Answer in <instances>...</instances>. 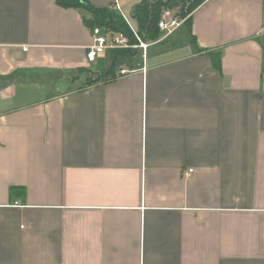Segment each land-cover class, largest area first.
I'll return each instance as SVG.
<instances>
[{
  "label": "crops",
  "instance_id": "0c3cea01",
  "mask_svg": "<svg viewBox=\"0 0 264 264\" xmlns=\"http://www.w3.org/2000/svg\"><path fill=\"white\" fill-rule=\"evenodd\" d=\"M93 17L0 0V264H264V0H206L107 80Z\"/></svg>",
  "mask_w": 264,
  "mask_h": 264
},
{
  "label": "trees",
  "instance_id": "16d2710c",
  "mask_svg": "<svg viewBox=\"0 0 264 264\" xmlns=\"http://www.w3.org/2000/svg\"><path fill=\"white\" fill-rule=\"evenodd\" d=\"M206 0H142L134 7L132 18L136 24V28L140 35L150 42H155L163 36V31L159 27L164 9H172L181 17L186 18L185 24L188 28H192L191 14ZM57 2L65 7L84 6L89 8L93 13L92 19L86 20L87 25L92 29L95 26L105 27L112 31H123L128 34L132 41L135 38L128 26L126 19L116 8H97L88 0H57ZM138 49H116L109 52L112 60L111 66L103 71L100 77L112 79L116 77L115 63L118 60L128 56L137 54ZM214 60V64L221 69V51H210Z\"/></svg>",
  "mask_w": 264,
  "mask_h": 264
},
{
  "label": "built area",
  "instance_id": "2783aa9c",
  "mask_svg": "<svg viewBox=\"0 0 264 264\" xmlns=\"http://www.w3.org/2000/svg\"><path fill=\"white\" fill-rule=\"evenodd\" d=\"M118 10L120 6L117 4ZM128 26L132 32L135 42L132 41V38L123 31H112L105 27L95 26L92 28L93 34V44L88 47L86 57L89 62H94L98 56L104 52H110L116 49H141L143 55H146V52L150 45L158 42L146 41L138 32L136 26L124 15ZM186 18H181L175 10L164 9L161 19L159 21V27L163 31V36L160 38L168 37L177 31L181 26L185 24ZM133 70L129 68H122L120 74H127ZM194 169L190 168L185 172L186 178H190Z\"/></svg>",
  "mask_w": 264,
  "mask_h": 264
},
{
  "label": "rangeland",
  "instance_id": "374dc122",
  "mask_svg": "<svg viewBox=\"0 0 264 264\" xmlns=\"http://www.w3.org/2000/svg\"><path fill=\"white\" fill-rule=\"evenodd\" d=\"M127 18L136 26V24H135V22H134V20H133V18H132V16L130 15V14H128L127 15ZM187 29H186V26H183L182 28H181V31H186ZM138 54H134V55H132V56H128V57H125V58H123V59H120V60H118V62H116L115 63V69H119V67L122 65V64H124V63H128L132 58H134V57H139V56H137ZM108 58V59H107ZM105 60H104V62H105V65H104V67L106 68V70L111 66V64H112V61H111V59H110V55H109V53H108V57H107ZM101 68V67H100Z\"/></svg>",
  "mask_w": 264,
  "mask_h": 264
}]
</instances>
